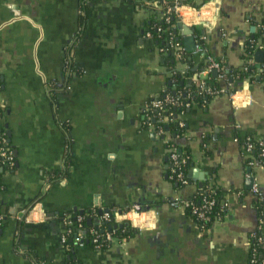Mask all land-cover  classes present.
<instances>
[{"label":"crops","instance_id":"1","mask_svg":"<svg viewBox=\"0 0 264 264\" xmlns=\"http://www.w3.org/2000/svg\"><path fill=\"white\" fill-rule=\"evenodd\" d=\"M136 1L0 0V124L14 157L0 171V264H248L249 233L259 222L264 231L251 189L264 200V165L244 140L264 138V63L256 80H237L231 94L180 113L181 133L156 137L142 109L164 93L170 73L146 36L151 11ZM194 1L205 4L198 22L180 20L194 48L174 21L183 61L172 55L204 88L213 76L197 71L206 55L242 65L250 18L261 17L264 0ZM192 26L204 33L203 52H194ZM218 81L228 90L231 79ZM163 139L189 152L182 186L167 175ZM204 182L224 191L226 212L201 230L168 201L192 197ZM134 204L149 221L133 237L64 252L62 216Z\"/></svg>","mask_w":264,"mask_h":264},{"label":"trees","instance_id":"2","mask_svg":"<svg viewBox=\"0 0 264 264\" xmlns=\"http://www.w3.org/2000/svg\"><path fill=\"white\" fill-rule=\"evenodd\" d=\"M162 1L163 0H137L136 4H140V6H146V8L151 11V14L149 15L146 22L145 31H149L151 33L153 41L156 42L159 48L163 47L166 49L164 53L162 52V55H164L165 57L168 72L170 74L166 78V88L164 93L159 95L158 97L163 98L165 95H169L176 101V104H164L169 120L158 122L157 113L155 111L149 112V118L147 120L148 122L161 127L164 131V134H162L161 136L164 137L163 135H165L166 131L169 132L170 135H172V133H181L183 127L178 125L179 114L185 112L194 103L202 106L208 104L209 101L215 95H217L213 90L219 89L220 84L217 76L213 77L211 75H208L205 81H203L204 88H202L200 87L201 79L187 80V78L191 75V67H186L184 69H177L175 67L176 58H174V56L172 55L173 51L169 44V33L173 35L172 43L177 42L180 45V41L176 39V35L173 32V24L175 19L173 17V12L169 14L170 20L168 22H165L164 18L160 17L156 13L157 4L154 3H162ZM165 1L168 5L173 4V0ZM178 1L180 4L195 8H199L202 5L195 3L194 0ZM250 23L252 26H254V31L249 34L243 42L242 57L244 61L242 65L240 67H228L226 65L225 59L217 60L222 66L225 67L226 80L229 81V79H231V81H229L230 83L228 84V91L231 93L235 91L233 84L237 80L246 78H250L251 80L257 79V64L254 62H248V59L252 58L254 60L256 52H264V12L261 13V17L259 19L251 17ZM193 28V33L196 35V37L204 35V33L201 32V29L195 28V26ZM178 60L183 61V58L179 56ZM263 63L264 61L262 60V62L260 63V67H262ZM204 67L205 62L199 65L197 71ZM243 67H246V70H244ZM142 113L143 120L145 121V112ZM2 131L3 127L0 124V132ZM238 140L240 142H243L244 138H238ZM250 140L253 143L251 153L260 160L261 164L264 165V157H260L259 155L261 146L259 147L258 140L253 138ZM261 140L264 142V138H261ZM7 144L9 146V143ZM164 145L166 148L169 146L176 147L179 161V164L177 166H173L172 161L169 157V152L166 153L168 163L166 170L167 175L170 177V175L172 174L175 175V172L182 171L185 176L187 167L189 166L191 161L189 152L180 147L178 144L174 143L172 140L165 141ZM208 151L209 150H205L206 153ZM5 166L6 165L0 162V168H3ZM170 179H172L173 182L177 184V186H182L184 184L180 180H177L175 178ZM223 193V190L214 186H209L208 182H204L199 187L197 192L192 197H190L194 202H200L203 197L214 200V204L208 212V219L203 222H198L199 225L203 224L204 227L208 228L215 219H220L224 216L226 207L222 205ZM256 208L258 211V217L261 218L264 214V200H257ZM121 210H125V208ZM106 211H108L110 214V221L99 220L101 213L98 207L88 208L80 212L76 211L74 213L62 216L61 220L65 221V224L63 226V233H65L66 239L63 243V247L66 254L74 252L75 248L79 246L80 243H82V245H88L96 249H106L111 245V242L105 239L106 232H110L118 240L129 239L137 233V229L131 226L129 223L123 222L122 224H115L113 222V208H109ZM78 215L83 216L81 221L77 220ZM1 224L2 220L0 219V226ZM91 229H95V233L91 232ZM94 235H97V242L99 244V246L97 247L92 242V238L94 237ZM77 237H80V240L77 241ZM248 241L250 247H253L256 250V264H261V257L264 255V252L261 251V247L264 245V231L260 222L258 223L256 228L249 233ZM251 253L252 251L250 250L249 256L252 255Z\"/></svg>","mask_w":264,"mask_h":264},{"label":"built area","instance_id":"3","mask_svg":"<svg viewBox=\"0 0 264 264\" xmlns=\"http://www.w3.org/2000/svg\"><path fill=\"white\" fill-rule=\"evenodd\" d=\"M154 4H157L156 7V12L160 17L164 18L165 22H168L170 20V13L173 12V17L174 18H178L179 20H183L185 22L188 21L189 24L193 25L195 23L198 22V19L200 17V12L202 10L201 7H204L205 4L203 3L201 5V7L199 8H195V7H190L188 5H183L180 4L178 0H173V4L172 5H168L166 4V1L163 0L162 3H157L155 2ZM182 8L183 9H187L190 10L192 14H190L191 16H188L187 14H183L182 13ZM193 15V16H192ZM170 35V39H169V44L171 46V49L173 51V53L176 56H180L182 54V48L181 46L177 43L174 42L172 43V34L169 33ZM146 36L149 38H152L151 33L149 31H146ZM203 39H204V35H201L197 38L196 43H195V49L194 52H203L204 51V46H203ZM160 52H165L166 49L163 47L159 48ZM248 62H253V59L250 58L248 59ZM205 72H211L212 69H216L217 70V77L222 80L226 78V71H225V67L222 66L217 60H215L212 56L210 55H206L205 57ZM244 70H246V67H243ZM216 94H220V93H230L227 89H223L222 87H219V89H215L213 90ZM231 94V93H230ZM164 104H176V101L170 97L169 95H165L163 98H159V97H155L151 100H149L144 106L142 111L145 112V121L144 123L146 124V126H148V128H150L156 137H160L162 134H164V131L162 130L161 127L148 122V118H149V112L150 111H155L157 113V117H158V122L160 121H167L168 119V115L166 113V109H165V105ZM187 105V104H186ZM165 112V113H164ZM2 118V110L0 108V120ZM179 126L182 125L181 121H178ZM256 139L258 140V145L259 147L261 146V150H260V157H264V142L260 139V138H254L252 136H247L244 140V147L245 150L247 152H251L252 148H253V143L250 139ZM165 141H167V139H163ZM167 152H169V157L170 160L172 161V165L173 166H177L179 164L178 161V154L176 152V147L174 146H169L167 147ZM0 158H1V163H3L4 165H12L14 157L12 154L11 149L8 147L7 144V139L5 137V133L2 131L0 132ZM258 162H260L259 159H257ZM173 173H174V169H173ZM170 178H175L177 180H180L182 183H186L187 182V178L184 176L182 171H177L175 172V175L172 174L170 175ZM252 191L254 193L257 194L258 198L260 200H263L261 193L259 191V188L257 187L256 184H252L251 187ZM238 194H241V191L238 192ZM169 205L174 207V208H183L184 210H186L189 215L198 223V222H203L205 220L208 219V212L211 209V207L214 204V200L213 199H207L205 197H203L201 199L200 202H194L191 198H186V199H179V198H173L170 199L168 201ZM222 205L224 207H226V202L223 200L222 201ZM101 216L99 217V220H103V221H110V214L108 211L104 210L101 211ZM141 213H145V211H141L140 210V206L138 204H134L132 205L129 209H127V211H113V222L115 224H122L123 222L129 223L131 226L133 227H137L139 226V228H143L144 225L147 223V219L142 220L140 218V214ZM130 214H135V218L130 217ZM137 215V216H136ZM83 218L82 215H78L77 216V220L81 221ZM137 218L139 219V225L138 222L136 221ZM137 222V223H136ZM199 224V223H198ZM201 230H206L207 228L202 225H199ZM91 232L95 233V229H91ZM65 233L61 234V242L62 244L65 242ZM105 239L109 240L111 243L118 241V239H116L110 232H106L105 233ZM76 240H80V237H77ZM92 242L94 243V245L97 247L99 246L98 242H97V235H94V237L92 238ZM79 245H82V243H80ZM252 251V255L249 256L248 259V264H256V258H255V248H251L249 245V251ZM261 251L264 252V245L261 247ZM261 264H264V255L261 257Z\"/></svg>","mask_w":264,"mask_h":264},{"label":"water","instance_id":"4","mask_svg":"<svg viewBox=\"0 0 264 264\" xmlns=\"http://www.w3.org/2000/svg\"><path fill=\"white\" fill-rule=\"evenodd\" d=\"M174 21L177 23V29H182L184 31V33H185V38L184 39H185V41L187 43L186 49L192 50L194 48L192 30L188 26L182 24V22H180V20L178 18H175ZM177 29L173 30V32L176 33ZM253 31H254V26H251L250 27V32H253ZM176 39H177V37H176ZM262 60H263V52L262 51L256 52L255 61L257 62V66L260 65ZM211 74L213 76H216L217 75V70L216 69H212L211 70ZM0 171H2V168H0ZM249 181L252 183L251 178H249Z\"/></svg>","mask_w":264,"mask_h":264},{"label":"clouds","instance_id":"5","mask_svg":"<svg viewBox=\"0 0 264 264\" xmlns=\"http://www.w3.org/2000/svg\"><path fill=\"white\" fill-rule=\"evenodd\" d=\"M207 14V13H206ZM239 98V97H238Z\"/></svg>","mask_w":264,"mask_h":264}]
</instances>
